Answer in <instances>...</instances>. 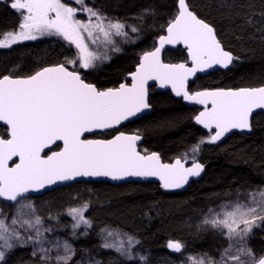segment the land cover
I'll use <instances>...</instances> for the list:
<instances>
[{"label": "snow or ice", "instance_id": "1", "mask_svg": "<svg viewBox=\"0 0 264 264\" xmlns=\"http://www.w3.org/2000/svg\"><path fill=\"white\" fill-rule=\"evenodd\" d=\"M75 3L81 7H72L63 0H12L11 7L20 13L21 22L18 31L0 34L3 37L0 47L35 40L37 36L57 35L74 44L78 54L76 59L40 68L27 76L0 75V122L7 126L4 134L0 135V197L15 202L26 193L77 177L103 176L113 180L129 176L158 177L164 189H178L190 177L199 176L204 165L197 162L195 155L192 166L185 167L187 154L172 163L162 162L156 152L145 150L141 154L137 150L140 135L120 132L111 139L84 138L86 133L112 128L149 109L145 87L149 80H158L161 86L170 84L177 96L183 95L185 100L205 105L194 120L206 129L214 127L215 132L202 138L191 149L193 154L199 152L202 144L215 143L232 129L250 130L252 113L256 109H264V86L193 93L186 89L188 78L198 71L214 65L227 68L234 59L221 46L213 26L198 18L186 0H178V10L167 23V34L159 37V46L154 51L145 52L136 70L129 73L130 84L121 83L118 88L101 90L86 83L79 71H70L66 64L75 65L79 61L81 68L88 69L95 66L96 60L108 57L89 51L84 34L92 43L97 42L98 34L111 43V36L127 37L128 33L124 23L111 20L98 9L86 6L85 0H75ZM77 11L87 13V22L76 19ZM138 31L137 27L131 26V32ZM178 43L186 45L192 67L161 61L164 45ZM57 142H62L63 147L59 151H51L50 146ZM14 157L18 162L13 160ZM24 207L31 209L32 205H21L11 223L21 227L26 225L28 229L35 230V235L25 239L18 229L10 228L5 219H0V262L5 260L6 251L16 246L13 241L42 243L41 218L35 216L34 220H21ZM87 208L88 204L84 203L69 210L75 221L73 229L81 224L91 227V222L84 216ZM259 222H264V190L251 194L250 203H236L231 210L222 209L211 219L204 220L206 225L226 229L224 234L229 240H243ZM113 235L112 231L107 232V236ZM139 243L135 237L127 236L126 243L123 240L118 245L105 242L103 247L115 248L132 260L135 258L132 249ZM59 246V243L54 245ZM167 247L181 252L184 245L180 241L169 240ZM63 248L66 254L57 256L56 260L68 264L74 251L67 241L63 242ZM38 250L45 253V257L51 251L43 247ZM242 256L251 264H264V256L256 259L252 250L246 247H240L235 254L230 248L225 249L222 264H245ZM139 259L147 261V256L140 255ZM189 260L193 264H205L203 258L195 260L189 257ZM208 264L215 262L209 260Z\"/></svg>", "mask_w": 264, "mask_h": 264}, {"label": "trees", "instance_id": "2", "mask_svg": "<svg viewBox=\"0 0 264 264\" xmlns=\"http://www.w3.org/2000/svg\"><path fill=\"white\" fill-rule=\"evenodd\" d=\"M177 1L87 0L89 7L98 9L111 20L124 23L130 42L123 43L115 58L96 73H88L86 79L98 88L115 86L126 80L140 55L154 47L155 40L176 14ZM186 2L198 18L213 26L223 48L234 57L229 68L198 76L188 83V89L264 85V0ZM19 23V13L11 7V2L0 1V34L17 29ZM131 26L139 31L131 32ZM76 57L74 46L63 38L30 40L0 49V75L25 76L44 65L63 63ZM186 59L181 47L167 49L163 54L166 62H184ZM151 90V111L118 130L139 133L143 137L140 149L159 153L163 161L182 158L185 154L191 156V149L202 138L208 137L193 120L197 108L185 105L169 92ZM4 132L0 126V135ZM195 156L204 165V172L183 191L163 192L153 182L110 184L95 181L75 182L37 197L51 200L47 208L60 212L57 209L67 202L68 192L82 190L88 194L85 217L91 227L73 238L75 252L68 264L83 252L97 264H164L179 261L186 252L216 260L228 242L224 232L198 229L193 223L206 208L234 199L242 192L264 187V112L253 114L249 133L233 132L218 144L204 143ZM11 207L6 206L7 214ZM67 220V217L60 218L62 227L69 225ZM108 231L139 240L132 249L134 259H127L115 248L103 247L105 242L117 244L107 236ZM169 240L182 242V251L169 249ZM247 246L256 259L264 256V231L260 227L249 234ZM138 253L147 256V261H141ZM37 260L31 246L23 243L7 252L0 264H38Z\"/></svg>", "mask_w": 264, "mask_h": 264}, {"label": "rangeland", "instance_id": "3", "mask_svg": "<svg viewBox=\"0 0 264 264\" xmlns=\"http://www.w3.org/2000/svg\"><path fill=\"white\" fill-rule=\"evenodd\" d=\"M0 1H3V0H0ZM8 1H10L12 3V0H8ZM86 1L87 0H85V5L88 6ZM63 2L69 4L72 7H76V8L81 7L80 5H77L75 3V0H63ZM19 16H20V13H19ZM76 19L87 22L88 15L85 12L77 11ZM20 22H21V16H20ZM15 31H18V28L13 30V31H7V32H15ZM125 31L127 32L126 29H125ZM7 32H5V33H7ZM127 33H129V32H127ZM84 36H85V43L88 45L89 51L96 53L100 57H103L105 55L108 57L107 59L101 58V59L96 60L95 66L92 68H88V69L81 68L79 61H77L76 68L82 69L84 71L90 70L92 73H96V71H99L100 68H103L113 58H115L116 57L115 54L121 49L120 47L123 43L130 42V41H128L127 37H121V36L113 35L110 38L112 41L110 43V42L105 40V38L102 36V34H98L99 38L97 39V42L92 43L91 40L88 39L86 33L84 34ZM2 38L3 37L1 35L0 39H2ZM43 38H63V37L57 36V35H43V36H37L36 39H43ZM26 41H30V40L19 41L15 44H12L11 46L16 45L18 43L26 42ZM72 45L75 47L77 54H78V49L76 48V46L74 44H72ZM2 48H5V47H0V49H2ZM6 48H8V47H6ZM116 49H119V50H116ZM190 152L192 153V151H190ZM193 155H195V154L192 153L191 156H189L187 159L192 160ZM261 190H264V187L259 189V190H251V191H247L244 193L242 192L237 197H235L234 199L222 201V202H219L218 204H216L214 206H210V207L206 208L199 215L196 222L193 223L194 227L198 228V229L206 228V229H212V230H222L225 233L226 229L214 228L211 225H206V224H204V220L206 218L211 219L212 215L214 213L221 212L222 209L231 210V206L236 204V203H240V204L250 203L251 194L257 193ZM68 194H69V198H68L67 202H65L60 208L57 209V211H60V212H55L56 210H51V209H50L51 210L50 211L47 208L50 205L51 200H45V198H37V199L36 198H22V199H19L15 203L12 204V207L9 210V213L7 214L8 210L6 209V205H4L0 201V219H5L6 223L9 225L10 228L15 227L16 229H18L24 235L25 239L28 236H34L35 230L34 229H28L26 225L24 227H21L20 224L12 225V223H11L13 217L17 216L18 209L21 208V205H27L29 203L32 205L31 209L27 208V207H24L22 209L24 215L22 217H20L21 220H34L35 216H39L41 218L42 224L39 225V228H40V231L43 233V236L41 238L42 243H34V242H27L26 243V245L31 246L32 255H33V252L36 253L33 256L37 257L38 264H61V263H63L62 261L56 260L57 256H64L66 254L65 250L63 248V242L67 241V243L71 246V248L75 252V249H74V246L72 243L73 238L75 237V235L78 236V235H82L83 233H85V229L87 226H85L83 224H81L79 228L73 229L72 225L75 223V221H74L73 217L69 214V210L72 208H79L84 203L89 204V200L87 197L88 194L84 193V191H82V190H79V191L76 190L73 192H68ZM54 203H55V201H53V205H54ZM210 210H212V211L210 212ZM58 214H61V217H59L60 215H58ZM84 216H86L85 212H84ZM65 217L68 218L67 221L71 223V226H70V223L68 226L66 225V227L61 226L62 224L59 222L60 218H65ZM62 221L64 222L63 219H62ZM259 227L264 231V222H259L257 225L253 226L252 230L257 229ZM48 229H50V231H47ZM73 233H75V234H73ZM249 234L246 237H244L243 240H240L239 238H233L232 240H229L228 237L224 234L225 237L227 238V241H228L225 249L230 248L231 253L235 254L240 247L248 248L247 239H248ZM111 239L114 240L115 242H117V244L120 243L121 240H123L125 243L127 241V238L121 237V236L116 235V234L111 236ZM13 243L16 246L13 247L11 250L6 251V253L9 251H12L13 249H16L19 246H22V244L24 242L13 241ZM57 243H59L60 246L54 247V245H56ZM41 247H43L45 249H51V251L47 253V257H45V253H42L38 250ZM225 249H224V251H225ZM224 251L220 254V256L218 255V258L216 260H212L210 258L205 257L204 255H201V254H197V253H193V252H186V253H183L181 255V259L179 261H177V262L167 261L164 264H193L192 260H189V257H192L195 260H200L201 258H203L205 261V264H208L209 260L215 262V264H222V256L224 254ZM73 255H72L71 259L73 258ZM140 255H144V254L138 253V257ZM42 257H45V258H42ZM242 259L245 260V264H251V261H249L246 257L242 256ZM143 262H145V261H143ZM71 264H97V263L90 255H87L85 252H83L75 261H72ZM228 264H231V262H228Z\"/></svg>", "mask_w": 264, "mask_h": 264}, {"label": "water", "instance_id": "4", "mask_svg": "<svg viewBox=\"0 0 264 264\" xmlns=\"http://www.w3.org/2000/svg\"><path fill=\"white\" fill-rule=\"evenodd\" d=\"M177 10H178V1H177ZM166 27H167V26H166ZM166 27H165V29H164V32H163L160 36H162V35H166V34H167V33H166ZM160 36L157 37V39H156V41H155V45H154V47H153L151 50L146 51V52L154 51L155 48L159 46V37H160ZM221 46H222V44H221ZM177 47H181V48H183V49L185 50V53H186V56H187V60H186V62H176V63H175V62H166V61H163V53H164L167 49H176ZM222 47H223V46H222ZM224 50H225V51H228V50H226V49H224ZM228 52H229V51H228ZM144 53H145V52H144ZM144 53H142L141 56L139 57L137 65L139 64L140 59H141V57L143 56ZM230 53H231V52H230ZM231 54H232V53H231ZM232 56H233V55H232ZM160 59H161V61H162L164 64H172V65H175V64H181V63H184V64H186L187 67H192V62H191V60H190V58H189L187 47H186V45H184L183 43H178V44H166V45H164V47L161 49ZM231 64H232V63H231ZM231 64H230V65H231ZM137 65H136V66H137ZM230 65H229L227 68H229ZM136 66H135V68H134V70H133L132 72H134V71L136 70ZM46 67H48V66H46ZM227 68H225V67H223V66H221V65H214L212 68L206 69V70H204V71H198L195 75L190 76V77L188 78V80H187V82H186V89L188 90V88H187V84H188V82L194 80L198 75H200V76H204V75H206L208 72H212V71L217 70V69H223V70H225V69H227ZM14 78H15V77H14ZM127 79L129 80L128 83H125V82H122V83L130 84V83H131V78H130L129 74L127 75ZM120 84H121V83H120ZM120 84H118V86L113 87V88H118ZM150 86H154L155 91H167V90H168V91L171 92V94H172V96H173L174 98H181L182 101H183L186 105H188V106H195V107L200 108V110L197 112L196 115H198L199 112L203 111L204 108H205V105H201V104H199V103H197V102H195V101H188V100H185V99L183 98V95L177 96V95L175 94V92L173 91V89H172V87H171L170 84H169V85L161 86L160 81H158V80H154V79H153V80H149V81L147 82V84L145 85V87H146V89H147V101H148V96H149V93H150V91H149V87H150ZM261 86H264V85H260V86H251V87H239V88H256V87H261ZM239 88H234V89H239ZM106 89H107V88H106ZM215 89H225V88L200 89V90H195V91H193V92H199V91H204V90H209V91H211V90H215ZM188 91H189V90H188ZM193 92H190V91H189V93H193ZM209 107H210V105H209ZM150 111H151V107H150L149 109H145V110H144L143 112H141V113H138L136 116L130 117L129 119L122 121L120 124L115 125V126L112 127V128H109V129H106V130H96L94 133H101V132H104V131H107V130H111V129L118 128L119 126L123 125L124 123H126V122H128V121H131V120H134V119H136V118H139V117H141L142 115L149 113ZM261 111H264V109H256V110H254V112L252 113V115H253L254 113L261 112ZM196 115H195V116H196ZM252 115H251V116H252ZM195 116H194V117H195ZM250 121H251V117H250ZM194 122H195V120H194ZM195 123H196V122H195ZM196 124H197V123H196ZM197 125H199V124H197ZM0 126H3V127H5V128L7 127V126L4 124V122H0ZM199 126H200L201 128H203L205 131H213V133L215 132V128H214V127H213V129H206V128H204L202 125H199ZM234 131H236V132H238V133H249V132L251 131V129H250V130H247V129H244V130H241V129H232V130H230L228 133H226V134H225V135H224L219 141L215 142L214 144H218L219 142H221L222 140H224L229 134H231V133L234 132ZM213 133H212V134H213ZM86 134H93V133H86ZM118 134H119V133H118ZM118 134H116V135H118ZM125 134H126V135H133L134 133H128V134L125 133ZM135 134H136V133H135ZM116 135H114V136H116ZM136 135H140V134H136ZM114 136H113V137H114ZM140 137H141V139H140L139 141H137V150H138V145H139V144L142 142V140H143V137H142L141 135H140ZM111 138H112V137H111ZM111 138H109V139H111ZM92 139H100V138H92ZM57 144H60V145H61L60 148L63 147L62 142H57ZM57 144H56V145H57ZM54 146H55V145L50 146V147H51V150H52V148H53ZM59 150H60V149H59ZM59 150H55V151H59ZM138 151H139V150H138ZM45 152H48V150L46 149ZM149 153H151V152H149ZM156 153H157V152H156ZM48 154L50 155L51 152H49ZM141 154H144V153H141ZM176 158H178V157H176ZM176 158H174L173 160H171V161H169V162H164V163H172V162H174V160H175ZM13 160L16 161V162H18V158H15V157H14ZM162 162H163V161H162ZM197 162H199V161H197ZM199 163H200V162H199ZM201 164H202V163H201ZM9 165H10V166L12 165V162H11V161L9 162ZM191 166H192V161L186 160V161H185V167H191ZM203 172H204V168H203V170H202V172H201V174H200L199 176L190 177L189 180H188V182H187L183 187L178 188V189H164V188L161 186L162 182L159 180L158 177H146V178H145V177L129 176V177H125V178L120 179V180H113L111 177H103V176H101V177H77L75 180H72V181L58 182L57 184H54V185H51V186H47L45 189H42V190H40V191H32V192L26 193V194H24L22 197H20V198H18V199L26 198V197H36V196H39V195H41V194H43V193H45V192H47V191H51V190L55 189L56 187H61V186L67 185V184H71V183H75V182H81V181H83V182L103 181V182H108V183H110V184H121V183H125V182H153V183L158 184L159 188H160L163 192H178V191H183V190H185V189L187 188L188 184H189L191 181H196L197 179H199V178L201 177V175L203 174ZM0 200H1L4 204H6V205H12L13 203L16 202V201L14 202V201L6 200V199H4V198H2V197H0Z\"/></svg>", "mask_w": 264, "mask_h": 264}, {"label": "flooded vegetation", "instance_id": "5", "mask_svg": "<svg viewBox=\"0 0 264 264\" xmlns=\"http://www.w3.org/2000/svg\"><path fill=\"white\" fill-rule=\"evenodd\" d=\"M160 36V35H159ZM156 41V40H155ZM155 45V44H154ZM75 48V47H74ZM178 48V47H177ZM176 48V49H177ZM152 49V48H151ZM151 49H149V50H151ZM183 49V48H182ZM149 50H147V51H149ZM172 50H175V49H172ZM184 50V49H183ZM185 51V50H184ZM146 52V51H145ZM144 53V52H143ZM164 54V53H163ZM141 56V55H140ZM187 60V59H186ZM164 61V60H163ZM184 62H186V61H184ZM138 63V62H137ZM176 63V62H175ZM56 64H59V63H55V64H48V65H44V66H42V67H40V68H43V67H46V66H53V65H56ZM137 65V64H136ZM135 65V66H136ZM76 66H77V63L75 64V65H67L66 64V67H68L69 68V70L71 71V70H76V71H79L80 72V74H81V76H82V78L85 80V82L86 83H91V84H94V83H92V82H89L87 79H86V75L88 74V73H91V74H94V73H92L90 70H87V71H84V70H82V69H78V68H76ZM39 68V69H40ZM135 68V67H134ZM134 68H133V70H134ZM39 69H37V70H39ZM36 70V71H37ZM132 70V71H133ZM217 70H219V69H217ZM221 70H223V69H221ZM226 70V69H225ZM131 71V72H132ZM35 72V71H34ZM130 73V72H129ZM128 73V74H129ZM209 73V72H208ZM207 73V74H208ZM32 74V73H31ZM127 74V75H128ZM30 75V74H29ZM127 75H126V80H124V81H121L120 83H122V82H125V83H128L129 82V80L127 79ZM25 76H27V75H25ZM198 76H200V75H198ZM197 76V77H198ZM13 77H23V76H13ZM196 77V78H197ZM195 78V79H196ZM194 79V80H195ZM194 80H192V81H194ZM192 81H189V82H192ZM188 82V83H189ZM120 83H118V84H120ZM118 84L117 85H115V86H111V87H106V88H113V87H116V86H118ZM95 85V84H94ZM244 87H246V86H244ZM98 88V87H97ZM106 88H99V89H101V90H103V89H106ZM151 88L155 91V89H154V86H150L149 87V91H150V93H149V95L152 93V90H151ZM187 88H188V84H187ZM239 88V87H238ZM202 89H213V88H202ZM225 89H229V88H225ZM231 89H234V88H231ZM190 92H193V91H195V90H190V89H188ZM197 90H200V89H197ZM156 92H169L170 93V95L172 96V94H171V92L170 91H156ZM173 97V96H172ZM174 98V97H173ZM176 99H181V98H176ZM182 100V99H181ZM148 103H149V96H148ZM184 103V102H183ZM185 104V103H184ZM186 105V104H185ZM188 106V105H187ZM189 107H195V106H189ZM195 108H197V111H196V113H195V115L197 114V112L200 110V108H198V107H195ZM261 112H264V111H261ZM148 114V113H147ZM255 114V113H254ZM145 115V114H144ZM194 115V116H195ZM143 116V115H142ZM253 116V115H252ZM252 116H251V118H252ZM137 119V118H136ZM136 119H134V120H136ZM193 120H194V117H193ZM131 121H133V120H131ZM128 122H130V121H128ZM127 123V122H126ZM126 123H124V124H126ZM250 123H251V121H250ZM123 124V125H124ZM123 125H121V126H123ZM121 126H119L118 128H115V129H111V130H107V131H104V132H101V133H93V134H85V137L84 138H86V139H92V138H100V139H109V138H111V137H113L114 135H116V134H118V133H120V132H123V133H136V134H139V133H137V132H135V131H133V132H125V131H123V130H118ZM199 126V125H198ZM1 127H3V126H1ZM200 127V126H199ZM5 130H6V128L5 127H3ZM203 129V128H202ZM204 130V129H203ZM204 132L206 133V134H208V136L210 135V134H212L213 133V131H205L204 130ZM234 132H236V131H234ZM233 133V132H232ZM238 133V132H237ZM140 145H141V143L138 145V150L141 152V153H144V151L143 150H141L140 149ZM60 147H61V145L60 144H57V145H55L53 148H52V150L51 151H55V150H59L60 149ZM148 152V151H147ZM150 152H153V151H150ZM49 153V151L47 152V154ZM149 153V152H148ZM162 160V159H161ZM187 160H189V159H187ZM163 161V160H162ZM163 162H169V161H163ZM81 182H83V181H81ZM103 182V181H102ZM71 184H73V183H71ZM71 184H67V185H64V186H61V187H56V188H63V187H66V186H68V185H71ZM42 195V194H41ZM41 195H39V196H36V197H27V198H37V197H40Z\"/></svg>", "mask_w": 264, "mask_h": 264}]
</instances>
